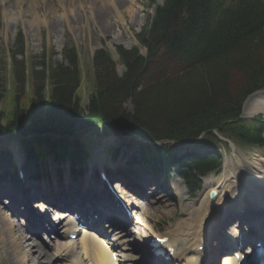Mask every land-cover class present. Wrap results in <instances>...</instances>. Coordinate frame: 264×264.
Segmentation results:
<instances>
[{
    "label": "trees",
    "instance_id": "16d2710c",
    "mask_svg": "<svg viewBox=\"0 0 264 264\" xmlns=\"http://www.w3.org/2000/svg\"><path fill=\"white\" fill-rule=\"evenodd\" d=\"M140 42L144 55L137 48L117 47L124 66L120 74L106 50L96 51L86 101L79 93L78 52L66 44L63 61L42 70L28 91L29 110L22 90L15 89L5 124L0 111V137L30 135L24 150L42 164L49 159L78 163L89 155V143L78 134L94 127L127 131L155 142L143 144L147 149L139 154L156 169L174 160V143L201 137V143L219 146L223 141L214 131L241 147H264V119L240 118L245 97L264 89V0H163ZM23 45L19 32L13 61ZM5 97L2 88L0 99ZM3 153L0 161H11V154ZM219 165L220 158L212 156L187 160L176 170L194 193L199 177Z\"/></svg>",
    "mask_w": 264,
    "mask_h": 264
},
{
    "label": "rangeland",
    "instance_id": "374dc122",
    "mask_svg": "<svg viewBox=\"0 0 264 264\" xmlns=\"http://www.w3.org/2000/svg\"><path fill=\"white\" fill-rule=\"evenodd\" d=\"M126 1L127 3H125V0H0V86L1 89L3 88L6 91V99H0L2 123L5 124L8 116L10 117L13 112L11 95L19 87L22 90V96H24L21 99L23 107L29 110L28 91L30 92L34 84L39 82L42 70L44 71L51 64L63 61L61 54L66 44H73L78 52L79 66L83 75L79 93L83 101L87 100V95L93 89L92 57L97 50L105 49L109 53L111 59L116 62L115 68L118 73H121L123 67L119 62L116 46L126 49L138 48L141 53H144L145 46L140 42L139 35L148 27L154 8L161 3V0ZM130 2L135 15L126 11ZM18 31H21L24 36L23 54H16L13 61L11 49ZM171 70L172 66H168V71ZM126 108H131L130 103L126 104ZM242 112L243 117L255 116L254 114H246L247 110L243 109V107ZM255 114L264 117V110ZM88 137L93 143V160L101 159L106 162L104 159L107 158V148H115L119 145L115 133L106 135L101 129H93L88 133ZM125 139L129 142L131 141L129 137H125ZM4 148L13 151L14 162L19 161L18 156L22 149L19 146V139L16 135L7 134L0 139V149ZM124 148V152L136 151L135 147L127 146ZM226 148L228 150H222L221 155L222 162L226 163L222 171L218 174H210L203 179L212 178L216 180L222 172H226V174L229 172L235 173L238 175L237 177L242 179L241 170L252 171L254 156L264 157V148H237L232 141H228ZM112 169L114 172L115 169ZM243 174L245 177V172ZM229 176V180L224 179L222 183L219 182L223 193L222 199H226L229 188H234L238 183L237 178L233 177V174ZM247 177L244 180H247V183L253 186L250 176L247 175ZM203 179L201 190L191 196L173 170L166 186H163L164 189L159 187L155 192H148L149 204L139 209L137 208V210L143 212L146 222L152 225L157 233L164 234L179 223L186 213L184 209L187 206H193L196 201L197 203L199 202L204 188ZM1 185H5L4 187L16 195L11 190L10 183H1ZM69 193L70 191L67 190L65 198L70 195ZM19 198H23V196L19 195ZM242 198L245 199V197ZM8 200L3 198L0 205H5L13 210ZM213 204H205V208L208 209ZM25 209L28 210L27 208ZM261 212L255 214V218L261 217V215L259 216V214H262ZM5 214L12 226L18 225L23 230L25 229V232L27 231V225L24 226L21 220H26L27 222L28 217L23 219L18 213L12 215L10 210ZM1 216L3 215L0 213V218ZM224 217L222 216L218 220L217 225L220 224ZM48 218L50 219V216ZM258 220H254L255 224H258ZM233 221L234 218L229 220L226 225ZM136 225L138 226L137 229H139L140 225ZM15 228L12 229L13 233L11 235L16 237V242H21L19 233L15 232L17 228ZM2 232L0 228V235ZM2 234L7 237V232ZM51 235V233L49 235H30L25 241L31 245L34 244V241H37L43 248H47L46 243L50 239L48 236ZM125 237L131 241L133 254L136 255L140 263L144 264L145 261L142 259H147V256L143 254L145 250L140 235L127 234ZM208 238L210 247L206 254L210 256L214 251L212 243L220 242L222 235H208ZM48 252L54 254L55 248L51 246ZM32 254L36 255V251H33ZM21 256H15L13 245H10L9 240L3 243L0 239V264H29L26 261H20ZM59 260L54 254L50 263L44 262L43 264H62L63 262H59Z\"/></svg>",
    "mask_w": 264,
    "mask_h": 264
},
{
    "label": "bare ground",
    "instance_id": "6f19581e",
    "mask_svg": "<svg viewBox=\"0 0 264 264\" xmlns=\"http://www.w3.org/2000/svg\"><path fill=\"white\" fill-rule=\"evenodd\" d=\"M125 3H127L126 0ZM126 11L129 14L135 15V11L133 10L131 2L130 5L127 6ZM263 93L264 92L254 93L244 101L245 103H243V109L247 110L246 114H254L264 110ZM225 164L226 163L223 162V167ZM243 172H245V177ZM241 173L243 175L242 179L237 177L238 175L232 172H229L227 174L226 172H222L220 177L216 180H213L212 178L203 179L204 188L200 196L199 202L197 203L196 201V204H194L193 206H187L184 209V211H186L185 215L183 216L184 218L182 217L179 223L174 226V228L169 229L166 233L163 234V237L167 238L166 246L170 248V250H172V259H174L175 264H220L222 258H220L218 263L216 262L218 261V257L215 259L213 258V260L211 261H209L206 257L207 250L210 247L208 235H210L212 230L216 229V227L218 226V220L222 216H225L224 218H226L229 214L231 217L233 216L232 212H238L239 210H244L238 212L239 214H241L240 216L243 219L245 213H248V217L253 218L254 216L252 215L254 213L260 212L261 210L259 209L264 208V157L259 158V156H254V165L252 167V171L241 170ZM230 174H233V177L237 178L238 183L237 185H235L234 188H229L226 199H222L223 193L220 189L221 184L219 185V182L222 183L224 179L229 180ZM247 175L250 176V181H252L253 186H250L247 183V180H244ZM39 187L42 188L43 185H40ZM210 189L216 191L217 195L215 196V198L210 199L208 197L207 193ZM34 190L36 191V187L34 188ZM67 190L70 192L72 191V189L61 190L58 193V200L53 201L55 207L60 210L61 215L57 217H62L64 219L62 221H58L55 224H49L48 222H46L45 219L40 218L37 220V224L33 227V229L31 227V224L29 225L31 233L29 231V233L27 231L26 233L25 229L23 230L20 226L15 225V227L18 226L16 227L17 229L12 226L5 213L10 210L12 212V215L18 213V215L21 216L23 219L29 217L30 213L17 209L16 202L20 203L19 200H17L10 191L6 189H0V200L2 198H9L11 203L13 202L11 204V208H13V210L5 205H0V213L3 215L0 218V228L3 232H7V237L3 236V232L1 233V242L5 243V241L9 240L10 245H13L15 256L22 255L20 257V261H26L29 264H43L44 262L50 263L52 255L54 254L56 258L60 259L59 262H63L62 264H112V252L108 251L107 248L103 246L104 238L106 235H104L102 232L96 231L97 234H103L97 235L94 232L90 233L84 231L81 233L80 238L76 240H70L68 235H66L68 232L73 233L76 227V222L71 218V215H69L70 212H72L73 210H77L75 213H80L81 216L86 220L88 214L96 213L95 209L87 210L88 207L86 206H97L96 198L92 197L91 195H87L86 197L82 198H74L73 195H69L65 198ZM78 191L82 194V190L80 188L76 192ZM103 195L104 194H101V196ZM49 197L50 195L47 194V199ZM242 197H245V199ZM23 199L26 200L27 197H23ZM248 202H250L251 205H248ZM142 203L143 202L137 201L136 204H140L142 206L144 205ZM212 203H214L213 206H209L208 209L205 208V204L210 205ZM111 212H114L116 214V211ZM238 213H236V217H239ZM99 214L102 215V213ZM133 215L134 216H132V223L140 225V227H143L145 230L151 231L150 225H148L146 220L143 219V216L141 214L135 212L133 213ZM233 218L234 217H232V219ZM122 220L125 221L124 219ZM104 221H106L108 225L110 224L109 221L105 219ZM240 222H242V220ZM92 225L97 224L96 222H94ZM13 228L16 229L15 232L19 233V237L22 240L21 242H16V237H13L11 235L13 233ZM244 229H246L245 231L248 232L250 238H252V244H256L259 241H264V223L254 228V230H249L246 227ZM139 230L140 229H136V231ZM33 232H35V234H32ZM39 233H42L43 235L48 233L52 234L51 236H48V238L50 239L46 243L47 248H43L37 241H34L33 245L25 241L28 237H30V235L37 236L36 234ZM121 233L118 236L119 238L121 237L120 249L126 252L123 256L127 264H139L140 261L137 259L136 255L133 254L131 250L132 248L130 241L127 242L125 238H122L123 236H121ZM241 233L242 232L239 231L238 226L235 229H233V226H230L228 228V234L224 235V239H221L220 242L221 244L228 243V239L226 237L231 239L230 242H234L238 238V235H240ZM159 236L161 237V235ZM113 238L111 239V241H113ZM51 246L55 248L54 254L48 252V249ZM118 246L119 243L112 244V247ZM252 247L253 246H251V249ZM33 251H36V255L32 254ZM234 252L239 254V256L241 254V251H239L238 247H236ZM224 254L225 257L229 259L228 263L231 261V264H235V258L233 257L234 253L231 255L230 253ZM148 261H145V264ZM149 264H160V261L153 258L152 255L150 257Z\"/></svg>",
    "mask_w": 264,
    "mask_h": 264
},
{
    "label": "water",
    "instance_id": "95a60500",
    "mask_svg": "<svg viewBox=\"0 0 264 264\" xmlns=\"http://www.w3.org/2000/svg\"><path fill=\"white\" fill-rule=\"evenodd\" d=\"M215 190H211L210 192H209V197H213L214 195H215Z\"/></svg>",
    "mask_w": 264,
    "mask_h": 264
}]
</instances>
